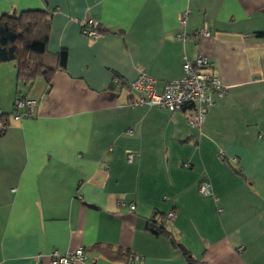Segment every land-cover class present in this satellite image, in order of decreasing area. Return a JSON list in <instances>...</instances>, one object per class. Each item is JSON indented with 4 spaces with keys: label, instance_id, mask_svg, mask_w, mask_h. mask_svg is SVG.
I'll return each instance as SVG.
<instances>
[{
    "label": "crops",
    "instance_id": "obj_1",
    "mask_svg": "<svg viewBox=\"0 0 264 264\" xmlns=\"http://www.w3.org/2000/svg\"><path fill=\"white\" fill-rule=\"evenodd\" d=\"M31 9L50 15L47 49L67 60L50 86L0 64V111L37 101L0 135V264L79 248L77 264H188L185 251L264 264V0H0V16ZM198 56L226 87L200 129L132 105L140 73L160 93Z\"/></svg>",
    "mask_w": 264,
    "mask_h": 264
},
{
    "label": "built area",
    "instance_id": "obj_2",
    "mask_svg": "<svg viewBox=\"0 0 264 264\" xmlns=\"http://www.w3.org/2000/svg\"><path fill=\"white\" fill-rule=\"evenodd\" d=\"M187 13L179 18L180 24L184 25ZM98 25L93 21H88L82 27L83 35L89 38H96ZM195 34L208 36L209 31L201 29ZM185 33H181V38H188ZM210 71V64L203 56H198L195 60H188L184 57L182 64L183 75L178 80L168 81L164 84L160 93L156 92V81L145 73H140L132 81L128 89L134 95L133 106L150 105L155 106L170 113L182 112L187 124L191 128L200 129L205 121L207 111L214 106L216 101L222 99L226 92L225 85L220 79ZM36 106V101L32 99H16L14 110L18 113L17 118L31 117L26 110H32ZM2 111H0V114ZM3 123L0 122V131L3 130ZM135 156L130 153L127 161L132 163ZM235 161V160H234ZM199 193L204 197L211 196V187L207 181L199 185ZM134 210V207H131ZM174 213L171 211L167 215V220H171ZM49 264H77L84 260V249L60 254L56 251L49 255Z\"/></svg>",
    "mask_w": 264,
    "mask_h": 264
},
{
    "label": "trees",
    "instance_id": "obj_3",
    "mask_svg": "<svg viewBox=\"0 0 264 264\" xmlns=\"http://www.w3.org/2000/svg\"><path fill=\"white\" fill-rule=\"evenodd\" d=\"M50 22L48 13L36 9L24 10L17 14L4 13L0 16V64L15 63L18 82L21 84L31 85L36 79L42 78L47 86H50L54 73L65 69L66 51L51 54L47 49ZM97 31L99 35L102 32L99 28ZM16 99L28 98L18 95ZM33 109L26 110L30 116ZM17 114L14 104L10 114H0V122L4 126L0 135L5 133L9 117L17 118ZM154 218L151 223H155ZM165 219L167 220L166 216ZM151 227L155 228L153 225ZM184 255L188 264H203L193 259L187 251Z\"/></svg>",
    "mask_w": 264,
    "mask_h": 264
},
{
    "label": "water",
    "instance_id": "obj_4",
    "mask_svg": "<svg viewBox=\"0 0 264 264\" xmlns=\"http://www.w3.org/2000/svg\"><path fill=\"white\" fill-rule=\"evenodd\" d=\"M87 206L91 207V205H88V204H87Z\"/></svg>",
    "mask_w": 264,
    "mask_h": 264
}]
</instances>
